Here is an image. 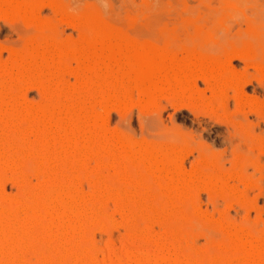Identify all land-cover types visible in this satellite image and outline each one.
Instances as JSON below:
<instances>
[{
  "label": "rangeland",
  "instance_id": "obj_1",
  "mask_svg": "<svg viewBox=\"0 0 264 264\" xmlns=\"http://www.w3.org/2000/svg\"><path fill=\"white\" fill-rule=\"evenodd\" d=\"M31 5H34L36 7L34 8L35 10L30 9ZM24 9L28 10L25 11ZM86 18L91 19L93 22L90 21L89 24V19ZM99 26H103L106 31L108 28L110 30V36L115 33L112 36L113 38H116V36V39L120 38L121 40L122 38L121 43H126L124 44L126 46H130L132 44L133 47L141 48V45L145 44V48L157 50L165 59L167 58V60H170L173 58L175 59V61L177 60V63L173 60L175 62V67L177 66L176 68L182 67L184 69H187L191 65L190 68L194 70L193 74L196 73L197 75L195 74L196 76H190L191 83H189L190 81H188V79L185 81V83H189L188 86L187 84H181L182 86L180 87V84L174 83L176 82L175 80H171V82L163 77L158 78L154 84L150 85L145 81H142V83L140 81L139 83V79L141 78L140 76H138L139 79L136 78V80L138 79L136 81L133 79V77L131 78L130 76L126 77L125 75V77H122V74L117 75L119 79L118 81H120L118 82L117 79L114 80V78L116 77V71H110L102 68V72L99 71V74H102V77H97L98 81L95 85H84L83 82L81 83V80H86L87 76L91 74L86 71H84L85 73L83 72L84 69L81 66L83 62L82 58H85L87 54H90L92 47L89 46V44H95L97 41L96 44L100 46V40L94 39L96 38ZM101 27L100 29L103 28ZM92 35H95V37H92ZM83 43L85 44V47H83ZM61 46L63 48L62 53H66V55H62V58V53L60 52L62 49L60 48ZM34 47L36 48L34 49ZM144 47L142 46V48ZM48 48H50V51ZM46 49L48 50L46 51ZM53 51L54 54H51V52ZM85 51L89 52L85 53ZM47 52H50L52 56L51 61L53 63H51L50 61L49 69L51 72L49 73L48 70V73H46L45 76H41L37 66L42 60L41 57L44 54H47ZM94 52L98 56H101L103 54V52L101 53V51H99L98 49ZM29 58H31L30 72H28L22 65L24 61L26 59L28 60ZM16 60L18 61L17 63ZM202 60H204L203 63ZM199 61L201 62L199 63ZM26 63L27 62H25L24 65L25 67ZM220 63L223 64L220 65ZM203 64L205 65V67H208H202L204 66ZM198 66L200 68H198ZM223 66L224 68H222ZM11 67H14L12 68L13 70H11ZM33 67H35L36 69ZM208 68L210 72L207 70ZM57 69L59 73L57 72ZM112 69L114 68L112 67ZM187 71L188 69L185 70V72ZM22 72L25 75L22 74ZM189 72L192 73L191 69L187 73L189 75H193ZM51 73H54V76L56 74V78H60H58L57 81H55L54 79V83H58V81L60 80L58 85L57 83H55V88H57L56 92L58 93V95L63 94L60 96L61 98L56 95L57 93L53 94V92H55L54 87L52 88V91L54 89V91L52 92L51 89H49V87L47 86L48 84L46 80L53 77V75L50 76ZM106 73H109L110 76ZM231 74L233 77L231 76ZM9 75L10 77H8ZM234 75L236 76V78ZM129 77L131 80L133 79L132 82L128 79ZM110 78L112 79L110 80ZM192 79H194V81ZM10 80H14L16 85H18V92L15 90L14 94H20V97L18 98L20 102H18V105L21 112H18V110L17 113H21V115H17L16 108L14 109V107L10 106L7 107V105L1 103L0 145H2L3 142L5 143L3 144V146L5 147L6 141L8 139L11 140L12 138L10 137L12 134H9L10 136H8L7 134L12 133L14 128H12L13 126L10 127L9 130L12 129V131L10 132L8 131L9 127L7 126L5 130L4 125L6 123H11L13 125V122L15 120V123L16 121L18 123L20 122V124H16L21 128V130L27 127V133H25V141L29 144H32L39 138L37 132L41 133V128L43 127V125L42 123H40V126V124L38 123L40 128L39 126L37 127L38 124L36 123V126L35 124H32L31 126V124H29V122L31 123V119L33 120L35 117L34 121H32L34 123L41 117L43 118V114L48 115L47 117H49L51 114L49 115L48 112L54 106H52V104H57L58 101L63 102V104H65V106L68 108H73L75 107V104L78 103V100L81 101L82 99V101H84L82 103L86 105L87 102V105L90 109L102 113L101 115L104 116V121L101 122L104 123L105 127H103V130H105L106 132L108 131V134L110 133L116 140L119 139V141L121 143H124V145L128 144L129 146L127 145V148L131 147V150L128 149L129 151L127 150V152L131 154L130 151L148 150L151 155L155 156V153H158L159 156V153L162 151L160 153L161 157L159 156V159L164 162L161 168H159L160 166L157 164L155 168H153L155 162H153V165L151 164L153 166L152 167L150 166L149 161L146 160L147 158L144 160L145 163H143L144 161H140L136 156V160L134 157V160L132 157L129 159V156L127 155V157L126 154V158L124 156H122V158L120 156L121 153L123 155V153H125L126 151L124 148V150L121 151L122 147L119 145L120 142H116L114 139L113 142H116V144L118 143L117 146L119 145V148H121L119 149V152L118 147L115 150H112V147L110 148V151L114 152H111V154H109L107 151L105 155H100L96 158L91 156L89 158V156L92 154L89 155L85 151V153L88 154V158L86 157L85 160H83V154L85 153L82 152V156L80 157H83L82 160L85 162L83 163L84 165L81 163V166L80 163H78V160L81 159L80 157H78L79 159L74 158L75 161L72 160L74 156V150H71L70 153V150H63L58 146L53 151H55L54 154L59 158V160V155L61 154V158H63L62 160L66 159L65 163H67L68 161L67 164H64L63 162V168H65L64 166L68 168H65L66 170L64 169V172L66 171L65 174L68 172V174L72 173L75 176L71 174L73 177H70L76 178L75 180L70 179L71 182L68 183L67 181H69L70 177L67 175L66 177L69 178H66V181L64 180L65 175H63L64 178L62 180L59 179V177L62 176L63 172L60 171L63 170L62 167H60V170H58L59 165L62 166L60 163V161L62 162V160L59 161L57 160V158V162L55 160L54 162L52 161L53 163L50 164L48 168V163L43 160L39 161L38 158H31V161L27 159L23 162L16 155L15 157L13 156V159V157L7 155L11 153V155H14L15 152L11 151L10 153L7 149L6 151L9 152L7 153L4 151L5 148L3 146L0 147V153L4 151L5 154L4 156L3 154H0V158L5 156L9 157H6L7 159L3 158V163L0 159V166L2 167V169H0V208L5 207L6 209H10L11 211H15L16 209H18L16 210V212L19 214V216L17 217H20L21 221L26 216L27 219L30 218L31 220H33L34 216L36 218L40 213L38 215L39 218L37 217L35 219L41 220L37 221V223H39L38 225H36L38 228L40 227V230L38 228L36 229L35 224L37 223L34 222L35 224L33 223V228L28 225V228L31 227L28 232L33 229L32 232L36 231V233H30V235L28 234L29 237L27 236V234L26 236L23 235L24 238L22 237L26 241L30 239V242L32 244L37 242L32 240L33 238H35V235H37L36 238L40 241H38V244H35V246L34 244H30V249L28 248L26 251H24L23 249V252L20 255H22V262L23 260L25 262H21L22 264H46L47 262L50 264L51 261V264H55V262L58 263L59 261L57 262V260L59 259H54L56 256L54 252L57 249L55 251L54 249L61 243L62 245H59V248L61 246V250H63L62 246L64 247L65 251H67L68 249L72 250L73 248L74 251H79L76 254L74 253L75 256H77L78 253L79 255H83V258L85 256V259H81L82 256L80 255V259L82 260L81 262H85L84 260L88 259L84 264H87L89 262H92L91 264H137L138 262L140 263V261V264H152L155 262H153L152 260L155 259L159 263H157L156 261V263L154 264H169V260H171V263L177 264V258L181 259L180 264H185V262L187 264L189 261H192L194 264H207L210 260L215 258L222 261V259L228 255L226 237H228L230 232L235 228L240 227L253 236L260 235V237L258 238H261L260 241H264V0H0V86L2 83L4 84ZM17 81H19L20 83ZM104 81H106L107 83H105ZM176 83H182V81ZM113 85H116V87ZM158 85L161 88L159 89V91V87L157 88ZM179 87L180 89H183V91L180 90ZM183 87L186 89H184ZM106 94L109 96H107ZM27 98L29 100H27ZM102 98L104 99L102 100ZM83 99H85L86 102ZM20 103H22L23 107ZM27 103L28 105L26 108L25 105ZM90 104L92 108L90 107ZM31 105H33V107ZM42 105H44V107ZM47 105L48 107H50V109H47ZM38 106L41 111L43 109L42 112L37 109ZM28 108H31L33 115L36 114L37 110V115L40 118L36 117V115L33 117L32 115L29 116V111L26 112L27 110H29ZM12 111L16 114L12 115ZM22 111H24L25 113H22ZM105 111L107 116L104 114ZM99 112L98 114H100ZM11 116L16 119H13ZM17 117L18 119L21 117V119H19L21 121H18ZM62 117L64 119L66 117L69 118L67 114H65V116L63 115ZM62 117V121L60 123L62 126L68 127H66V132L70 127H72V125V128L75 129L73 122V124L70 125V119L67 121L66 119L68 118H66L65 121ZM53 118L50 119L49 117L48 120L50 119V122L52 124H49V121H47V124H49L50 127L52 126L53 129L55 128L57 130L58 127L54 125L56 124L55 121L57 120H55L56 118L53 120ZM26 119L27 121H25ZM45 119H47L46 116H44L43 120ZM67 124H69L70 126ZM49 125H47V127ZM29 126L33 127L35 130L30 127L33 131L31 129V131H29ZM36 128H39L40 131ZM61 130H65V128L63 129L62 127ZM24 131L26 132V129ZM4 132H6V134ZM62 133L63 131L59 134H61V136H65L62 135ZM110 134L109 136L111 137ZM3 136H6L7 140ZM126 141L130 143H126ZM20 147L21 149H23V151L25 149V153L28 151L27 148H24L23 146ZM115 147L116 146L114 145V148ZM56 149H58L57 152ZM31 150L32 149H30V151ZM75 152L76 157V155H79V153L77 151ZM152 152L155 153L153 154ZM63 153L65 155H63ZM89 153H91V151ZM176 154L178 157L176 156ZM151 155L149 158H151ZM63 156L66 158H64ZM34 157L36 156L34 155ZM70 158L72 160L71 164L69 163V161L71 162ZM97 158L100 159L98 160ZM15 159L16 161H19L16 162ZM170 159H176V162L173 160L172 162L170 161ZM76 160L77 163L74 164ZM151 160L155 161L154 158H152ZM152 161L150 162L152 163ZM170 162L172 165L170 164ZM15 163L21 168H19V166H16ZM56 164L59 165L57 166ZM114 164L115 167H113ZM75 166L77 169L78 167L80 168L78 169V173ZM179 166L181 170L180 168L178 169ZM51 167L52 169L53 167L56 169H53L51 171ZM156 167H158L159 170H155L157 169ZM56 170L58 171L56 172ZM117 170H120V172L125 170L128 173L126 175L125 172L123 173L128 178V181L126 182L127 186L125 183H119V181H116V176L118 174ZM49 171H51L52 173ZM175 171H177V176H179H176L177 178L182 179V177L184 176L185 178H183V180L181 181H188V185L186 188L187 193L185 191V194L183 195L185 197L182 196V198H184L183 200L182 198H175V193L173 194V196L175 197H171L172 194L170 195V192L167 190L168 187L165 185V181L167 183L169 178L170 182L171 177L173 176L170 175L171 172L176 175ZM180 171H182L183 174L179 173ZM55 172L59 174L57 175ZM157 174L158 177L156 176ZM129 175H131L132 177L136 176L137 179L138 177H140L138 175H141L142 177L138 179V182L140 183H135L130 180ZM154 175L156 179H154ZM40 178L42 180L44 179V182ZM163 178L165 179V181ZM20 180H22L23 182ZM59 180L62 181V184L68 183V185H63V192L68 188H73L72 190L75 191L73 192V194L78 192L81 195V192L83 193L81 196L84 195L82 199H86V201L83 200L85 203L88 201H92V206L89 202L86 203L87 205L84 203L82 205V207L84 206L83 208L80 206L83 209L82 210L81 208H79V210L81 209L80 212L82 211V216L77 211L75 212L76 216H81V218L83 217L84 222L86 220L88 225H82V223L84 222H82V219H80L82 222L80 223V220L78 218L77 219L79 221L77 223L76 219V225H74L75 223H72V225L76 227H72L71 225V228L75 229L77 228L78 224H81L82 228L79 227L80 229H83L84 226L85 230H83L86 231L87 234L85 232L84 233L88 237L86 239L83 238L84 234L80 235L81 233H79L78 237L79 228L78 230L76 229V233L75 229L74 232L73 229L71 230V228L68 226L71 224V222L75 221V219H73V221L71 219L73 216V218H75V213H70L72 216L68 213L66 214L67 218H69L71 222L69 219L68 221H62V218L67 219L66 215L64 216L61 211L66 201L67 203L70 201L69 193H72V190L70 192L67 190L68 196L63 195V192H61L62 197L65 196L63 197L65 201L59 195V197H61V204H63V206H61L62 208L60 207L61 204L59 205L60 201H57L58 197H53L55 200L53 201L55 202V205L52 204L53 207L57 208L56 205L58 204L57 209H61L60 211L58 210V213H61H59L58 217H60V215L64 216L59 219V225L57 222L58 217H55L57 216L55 214L57 213L55 212V208H48V210L45 206L46 199L45 201H42L43 197H41V194H43V196H50L48 192H52L50 190H53L52 194H54L56 197V194L54 192L57 190V188H59V191H62L60 190L62 186L58 185ZM129 181H131V183H129ZM40 182H43L44 185ZM104 183H106L105 187ZM123 184H125L127 188ZM55 185L57 186L56 189ZM167 185L169 186L170 190V184ZM42 186L45 187L43 188ZM118 187H121L120 190H118ZM140 187L143 188L141 189ZM28 188H30L32 192H35L31 193ZM76 188L80 191L77 190L76 192ZM143 189H145V192L143 191ZM25 190H27L29 194L36 193L37 197L38 195L40 196L38 198L32 196V198H36L35 200L34 198H30V196L29 198H26L24 197L26 194ZM125 190L126 193L128 192L127 195L129 197V201L127 199L125 202L122 201V203L120 192L123 193L125 192ZM171 191L174 192L176 190L172 188ZM136 192L138 194H136ZM129 193L131 196L129 195ZM133 193H135L134 196H132ZM139 195L141 197H139ZM66 197L69 200L65 199ZM45 198H47V196ZM49 198L50 200L53 199L51 197ZM119 198L120 201H118ZM26 199L28 200V202ZM29 199L33 201V204L32 201H29ZM174 200L175 202H177L176 204ZM38 201L39 205H37ZM28 203L31 206L35 205V207L33 206L32 208H30L31 206ZM42 203H44V205ZM171 203H173L174 206ZM27 206L29 207V210L34 208L32 212L30 211L31 213L37 214L38 212V214L33 216L31 215V217L28 216V214L26 215V211L24 210ZM41 206L42 209H40ZM195 206L197 208H195ZM51 207L52 206H50V208ZM37 209H39L40 211ZM92 209L95 210V213L98 209H100L97 212L99 213L100 219H98L97 222L94 221V223H90L91 219L89 220V218L91 217L90 214L93 213L91 211ZM34 210L35 212H33ZM168 210L170 211V213ZM31 213H29V215ZM50 214H52V216ZM104 214L106 217L104 216ZM44 215L46 216V218ZM43 216L44 218H42ZM50 218L53 220H51ZM40 222L42 223L40 224ZM53 222L55 225L57 224L56 226H59V228L56 227ZM43 223L45 227L43 226ZM147 223L149 227L147 226ZM62 225L65 226L63 227ZM62 230H64L63 234ZM67 230L69 233L65 232ZM83 230H79V232H82ZM171 230H175V233L177 235L175 236V233H172ZM56 232L58 235H56ZM136 232H140V239L139 236L137 238L138 234ZM171 234L173 235V239H176L177 241H170L172 239H170V237L172 236ZM71 235L72 237H75L72 238ZM81 236H83V239L79 240ZM49 237L53 238V241L52 239L50 240ZM36 238L35 240H37ZM141 238H143L144 240ZM87 239L89 241L87 242L88 244H82V240L86 241ZM3 240L1 241L0 239V246L7 243L4 242L6 239L4 241ZM64 241L67 242L68 245L64 243ZM80 241L82 245L80 244ZM154 241L157 243H154ZM63 244H65V246ZM219 244L221 245L220 247H218ZM84 245L86 247H84ZM159 245H161L162 247ZM172 245L173 247H171ZM66 246L68 247V249H66ZM167 246L173 248L176 251H174L173 253V249H168ZM255 247L256 245L252 247L253 250H256ZM3 249L4 253L5 250H8L7 248L5 249V247H0V250ZM81 249L84 252L81 251ZM137 250H139L140 252ZM58 252L59 250L56 251V253ZM82 252L84 254H82ZM168 252L169 256L172 254H176L175 252H178V257L176 255H172V258L169 259V256L166 257L168 255ZM2 253H0L1 256ZM52 254H54L55 256L52 257ZM137 254H140L141 257ZM7 255L8 253H6L5 257H7ZM23 256L25 259L23 258ZM130 256H136V258L132 257L133 259H129ZM147 256L149 258L153 257V259L151 258L152 260L150 261V263H148L149 261L146 259ZM159 256H161L162 258ZM173 256L177 257L175 259L176 262ZM2 257L0 258V264H9L11 262L10 259H7L9 255L7 258H5L4 256ZM50 257L52 258L51 261ZM164 257H166V261L164 260ZM44 258H47L46 260L48 261H45ZM139 258H141V260H138ZM144 259H146L148 262L146 260L144 262ZM79 262L80 261H78V263ZM192 262L191 264H193Z\"/></svg>",
  "mask_w": 264,
  "mask_h": 264
},
{
  "label": "bare ground",
  "instance_id": "obj_2",
  "mask_svg": "<svg viewBox=\"0 0 264 264\" xmlns=\"http://www.w3.org/2000/svg\"><path fill=\"white\" fill-rule=\"evenodd\" d=\"M5 1V0H4ZM16 1V0H15ZM19 1V0H18ZM25 1H28V0H25ZM7 2H9V1H7ZM30 2V1H29ZM53 2V1H52ZM3 5V4H2ZM25 5V4H24ZM12 6V5H11ZM16 7V6H15ZM21 8V7H20ZM19 8V9H20ZM24 8V7H23ZM34 8H36L34 5H31L30 6V9H32V10H35ZM18 9V10H19ZM25 10V9H24ZM23 10V11H24ZM28 10V9H27ZM27 10H25V11H27ZM24 11V12H25ZM21 14V13H20ZM26 14V13H25ZM33 14V13H32ZM24 17V16H23ZM86 19H89V18H86ZM90 21H92L91 19H89L88 20V23L90 24ZM93 22V21H92ZM85 23H86V21H85ZM94 24H96V23H94ZM93 25V24H92ZM89 26H91V25H89ZM95 26V25H94ZM100 27L101 26H99L97 29H98V32H97V34H96V38H94V39H98V40H100L99 41V44H100V46H98L96 43H97V41H96V43L94 44L93 42V44H94V46H93V44L92 45H90L89 44V46H91L92 47V50L90 51V54L88 55L87 54V56H85V58H82V60H83V62H82V65L81 64H79V65H81L82 66V68L84 69L83 70V72L84 71H86V72H88L89 74H91V75H88L89 76V78H88V76H87V79L85 80L84 78V80L82 81L81 80V83L83 82V84L84 85H86V84H89V86H93V85H95L96 84V82L98 81V78H100V77H102L101 75L102 74H99V71H101V69L102 68H104V69H107V70H112V71H116V74H115V78H114V80L115 79H117V81L119 80L118 79V77H117V75L118 74H122L121 76L122 77H125V75H126V77L127 76H130L131 78L133 77V79L134 80H136V78H138L139 79V77L138 76H140L141 78L139 79V83H140V81H141V83H142V81L144 82H146V83H148V84H154L155 82H156V80L158 79V78H160V77H163V78H166V80H169V81H171V80H175L176 82H181L182 81V83H176V82H174L175 84H180V87L183 85V84H187V83H185V81L188 79V81H190V76L192 77V76H194L195 74H193V71L194 70H192V68H190L191 67V65H190V69H191V72L192 73H190V74H193V75H189L187 72L190 70L189 68H187L188 69V71L187 72H185V70H187V69H184V68H176L175 67V62L177 61H175V59H170V60H172V61H170V60H167V58L165 59L161 54H160V52H158L157 50H154V49H147V48H145L144 47V45H141V48H138V47H133V45L131 44L130 46H126V45H124V44H126V43H124V42H122L121 43V40H122V38H121V40H120V38L119 39H116L117 38V36H116V38H113L112 36L115 34H113V32H112V36H110V30L107 28V31L104 29V27L102 28V29H100ZM91 28V27H90ZM94 28V27H93ZM94 30H96V29H94ZM108 30H109V32H108ZM91 32V31H90ZM117 35V34H116ZM90 37H91V35H90ZM92 37H95V35L93 36L92 35ZM119 37V36H118ZM32 39V38H31ZM92 39V38H91ZM92 41H94V40H92ZM86 42V41H85ZM130 42V41H129ZM68 43V42H67ZM88 43V42H87ZM59 44V43H58ZM49 45H50V43H49ZM48 45V46H49ZM76 45V44H75ZM82 45H84L83 47H85V44L83 43ZM44 46V45H43ZM89 46H88V50H89ZM142 46L144 47V48H142ZM36 47H34V49H35ZM41 48H42V46H41ZM60 48H62V46L60 47ZM65 48V47H64ZM37 49H38V47H37ZM49 49V51H50V48H48ZM48 49H46V51L48 50ZM99 50V51H101V53L103 52V54L101 55V56H98V55H96V53L94 52L95 50ZM44 50V49H43ZM62 50H63V48L61 49V53H62ZM70 50V49H69ZM73 50V49H72ZM79 50V49H78ZM81 50H83V49H81ZM86 50H87V48H86ZM39 51V50H38ZM41 51V50H40ZM68 51V50H67ZM80 51V50H79ZM37 52V51H36ZM60 52H59V54H60ZM64 52V51H63ZM87 52H89V51H87ZM86 51H85V53H87ZM93 52V53H92ZM54 54V51L53 52H51V54ZM84 53V52H83ZM97 53H98V51H97ZM35 54V53H34ZM40 54V53H39ZM51 54H50V52L48 53L47 52V54H44L43 55V53H42V60L39 62V64H38V69H39V71H40V75L41 76H45V74L46 73H48V70L50 69V61L52 60V56H51ZM163 54V53H162ZM62 55H66V53H62L61 54V58H62ZM54 56V55H53ZM58 56H60V55H58ZM77 56V55H76ZM26 57V56H25ZM83 57V56H82ZM170 57V56H169ZM173 57V56H172ZM27 58V57H26ZM60 58V59H61ZM35 60V59H34ZM33 60V61H34ZM63 60V59H62ZM175 62H174V61ZM210 60V59H209ZM59 61V60H58ZM57 61V62H58ZM61 61V60H60ZM79 61V60H78ZM195 61V60H194ZM203 61L204 60H202V63H203ZM213 61V60H212ZM215 61V60H214ZM218 61V60H217ZM18 61L16 60V63H17ZM25 62H27L26 63V67L24 66L25 65ZM29 62V63H28ZM31 58H29L28 60L26 59L25 61H24V63L22 64L23 65V67L28 71V72H30V70H31ZM201 61H199V63H200ZM210 62V61H209ZM221 62V61H220ZM51 63H53L52 61H51ZM79 63V62H78ZM177 63V62H176ZM197 63V62H196ZM207 63V62H206ZM212 63V62H211ZM211 63H209V64H211ZM217 63H219V62H217ZM28 64V65H27ZM57 64V63H56ZM181 64V63H180ZM180 64H179V66H180ZM195 64V63H194ZM205 64V63H204ZM203 64V65H204ZM216 64V63H215ZM223 64V63H222ZM221 63H220V65H222ZM20 65V64H19ZM60 65V64H59ZM196 65V64H195ZM201 65V64H200ZM208 65V64H207ZM213 65V64H212ZM217 65V64H216ZM28 66H29V68H28ZM52 66H54V65H52ZM188 66V65H187ZM197 66V65H196ZM211 66V65H210ZM214 66V65H213ZM219 66V65H218ZM19 67H21V66H19ZM18 67V68H19ZM22 67V68H23ZM60 67V66H59ZM58 67V68H59ZM78 67V66H77ZM112 67L114 68V69H112ZM202 67H205V65L204 66H202ZM206 67H208V66H206ZM205 67V68H206ZM12 68H14V67H11V70H13ZM17 68V67H16ZM28 68V69H27ZM33 68H35V67H33ZM81 68V69H82ZM195 68V67H194ZM198 68H200L199 66H198ZM197 68V69H198ZM204 68V69H205ZM211 68V67H210ZM214 68V67H213ZM222 68H224V66L222 67ZM9 69V68H8ZM36 69V68H35ZM17 70V69H16ZM19 70V69H18ZM25 70V71H26ZM106 70V71H107ZM208 71H209V68L207 69ZM225 70V69H224ZM231 70V69H230ZM9 71V70H8ZM206 71V70H205ZM12 72V71H11ZM35 72H37V71H35ZM51 71L49 70V73H50ZM57 72H58V69H57ZM77 72V71H76ZM102 72V71H101ZM100 72V73H101ZM202 72H203V70H202ZM210 72V71H209ZM211 72H212V70H211ZM232 72V71H231ZM15 73H16V71H15ZM19 73V72H18ZM17 73V74H18ZM59 73V72H58ZM85 73V72H84ZM104 73V72H103ZM229 73V72H228ZM12 74V73H11ZM10 74V75H11ZM20 74H21V72H20ZM19 74V75H20ZM22 74H24L23 72H22ZM32 74H34V73H32ZM61 74V73H60ZM100 76H99V75ZM106 74H109V73H106ZM10 75L8 76V77H10ZM18 75V76H19ZM25 75V74H24ZM27 75V74H26ZM53 75V77H51L50 79H48V80H46V82H47V86L49 87V89H51V91H52V88L54 87L55 88V83H57V82H55L54 83V79H55V81H57L58 80V78H56L57 77V75L55 74V76H54V73H51V75L50 76H52ZM86 75V74H85ZM119 75V76H120ZM197 75V74H196ZM195 75V76H196ZM204 75H205V72H204ZM12 76V75H11ZM17 76V75H16ZM22 76V75H21ZM104 76V75H103ZM109 76H110V74H109ZM134 76H135V78H134ZM200 76V75H199ZM217 76V75H216ZM231 76H232V74H231ZM235 76V75H234ZM15 77V76H14ZM33 77V76H32ZM61 77V76H60ZM98 77V78H97ZM113 77H114V75H113ZM130 77L128 78L129 80H131L130 79ZM198 77V76H197ZM203 77H205V76H203ZM228 77V76H227ZM233 77V76H232ZM11 78H13V77H11ZM18 78V77H17ZM106 78V77H105ZM206 78H207V76H206ZM235 78H236V76H235ZM20 79V78H19ZM60 79V78H59ZM104 79V78H103ZM112 78H110V80H111ZM127 79V78H126ZM132 79V80H133ZM137 79V80H138ZM162 79V78H161ZM160 79V80H161ZM196 79V78H195ZM212 79V78H211ZM240 79H242V78H240ZM40 80V79H39ZM44 80V79H43ZM120 80H121V78H120ZM132 80H131V82H132ZM136 80V81H137ZM193 81H194V79H192ZM205 80V79H204ZM207 80H208V78H207ZM238 80V79H237ZM236 80V81H237ZM4 81V80H3ZM21 81V80H20ZM45 81V80H44ZM103 81V80H102ZM116 81V82H117ZM168 81V82H169ZM183 81H184V83H183ZM187 81V82H188ZM192 81V82H193ZM235 81V82H236ZM17 82H19V81H17ZM59 82H60V80L58 81V83H57V85L59 84ZM61 82H63V81H61ZM105 83H107L106 81H104ZM118 82H120V81H118ZM162 82V81H161ZM161 82H160V84H161ZM172 82V81H171ZM208 82V81H207ZM2 83V82H1ZM20 83V82H19ZM44 83V82H43ZM137 83V82H136ZM189 83H191V81L189 82ZM188 83V84H189ZM241 83H242V81H241ZM3 84V83H2ZM1 84V86H0V105H1V103L2 104H4V105H7V107L8 106H10V107H14V109L16 108V113H17V111L19 110V103L18 102H20V100L18 99L20 96V94L19 95H16V93L14 94V92H15V90L18 92V85H16V83H15V81L14 80H10V81H8V82H6V83H4L3 85ZM100 84V83H99ZM98 84V85H99ZM104 84V83H103ZM111 84V83H110ZM123 84V83H122ZM131 84V83H130ZM144 84V83H143ZM163 84H165V83H163ZM169 84V83H168ZM182 84V85H181ZM188 84H187V86H188ZM227 84V83H226ZM43 85V84H42ZM41 85V86H42ZM101 85V84H100ZM108 85V84H107ZM116 85H117V83H116ZM116 85H113V86H115L116 87ZM124 85V84H123ZM122 85V86H123ZM137 85V84H136ZM149 85V86H150ZM191 85V84H190ZM212 85V84H211ZM64 86V85H63ZM109 86V85H108ZM142 86V85H141ZM155 86H156V84H155ZM168 86V85H167ZM179 86V85H178ZM56 87H58V86H56ZM114 87V88H115ZM124 87V86H123ZM127 87V86H126ZM144 87V86H143ZM159 87V85L157 86V88ZM180 87H179V89H180ZM70 88V87H69ZM107 88V87H106ZM119 88V87H118ZM145 88V87H144ZM155 88V87H154ZM184 88V87H183ZM191 88V87H190ZM57 88H55V92H53L54 91V89H53V94L54 93H57L56 90ZM59 89V88H58ZM89 89V88H88ZM92 89V88H91ZM109 89H111V88H109ZM146 89V88H145ZM159 89H161L160 87L158 88V91H159ZM179 89H177V90H179ZM184 89H186V88H184ZM21 90V89H20ZM20 90H19V92H20ZM70 90V89H69ZM180 90H182L183 91V89H180ZM219 90H220V88H219ZM50 91V92H51ZM61 91V90H60ZM59 91V92H60ZM76 91V90H75ZM149 91V90H148ZM190 91V90H189ZM215 91V90H214ZM47 92V91H46ZM66 92V91H65ZM95 92H96V90H95ZM123 92V91H122ZM126 92V91H125ZM151 92V91H150ZM149 92V93H150ZM68 93V92H67ZM72 93V92H71ZM175 93V92H174ZM179 93V92H178ZM18 94V93H17ZM22 94V93H21ZM81 94V93H80ZM118 94V93H117ZM152 94V93H151ZM57 96H61V95H63V94H60V95H58V93L56 94ZM65 95V94H64ZM107 95V94H106ZM156 95V94H155ZM107 96H109V95H107ZM107 96H106V98H107ZM112 96V95H111ZM126 96V95H125ZM22 97V96H21ZM92 97V96H91ZM179 97V96H178ZM61 98V97H60ZM109 98V97H108ZM47 99V98H46ZM54 99V98H53ZM104 98H102V100H103ZM25 100V99H24ZM27 100H29L28 98H27ZM58 100H59V98H58ZM70 100V99H69ZM73 100V99H72ZM75 100V99H74ZM83 100H85V99H83ZM110 100V99H109ZM22 101H23V99H22ZM26 101V100H25ZM88 101V100H87ZM89 101H91V100H89ZM95 101V100H94ZM72 102V101H71ZM74 102V101H73ZM82 102H84V101H82V99H81V101H79L78 100V103H76L75 104V107H66L65 106V104H63V102H60V101H58V103L57 104H52V106H53V108L52 109H50V107H48V105H47V109H50V111L49 110H47V111H49L48 112V114L50 115L49 117H50V119H52L53 117H55V118H53V120L55 119V120H57V121H55L56 122V124H54V125H56L57 127H58V129L56 130L55 128L53 129L52 128V126L50 127V125L49 124H52L51 122H50V119L48 120V118L49 117H47L48 115H45V114H43L44 116H46V118L47 119H45V120H43V118H44V116H43V118L41 119L38 115H37V110H36V114H34L33 115V112H32V110H31V108H28L29 110H25L26 112H28V114H30L29 116H31L32 115V117L33 116H35L36 115V117H38V118H40V119H38V120H36L34 123L32 122V121H34V119H35V117H34V119L32 120H30V118H29V120L31 121V123L29 122V124H31V126H32V124H40V123H42V125H43V127L41 128V133L40 132H37L36 134L37 135H39V138L37 139V141L36 142H34V143H32V144H29L28 142H26L25 140V133H27V127L25 128L26 129V132L24 131L25 129H23V130H21V128L20 127H18V125L16 124V123H18L17 121H16V123H15V120H14V122H13V125L11 124V123H6L5 124V122H4V127H5V130H6V128H7V126L9 127L8 128V131H12V129L11 130H9L10 129V127H12V128H14L13 129V132L12 133H8L7 135L8 136H10L9 134H12L10 137H12L13 138V140H12V138H11V140H7L6 138L8 137L7 135V137L5 136H3L7 141H6V145H5V147L3 146V144H5V143H3L2 142V145H0V147H4L3 149H4V151L5 152H7L6 150L8 149L9 150V152L11 153V151L12 152H15V154L14 155H11V154H8L7 156H11V157H15L16 155H17V157L18 158H20L21 159V161H25V160H27V159H33V158H38V160L39 161H41V160H43V161H45V162H47L48 164H47V167L49 168V165L50 164H52L53 162H54V160L57 162V160H59V158L54 154V152L55 151H53V150H55V148L56 147H58L59 146V148L60 149H63V150H70V153H71V150H74V156H73V158H72V160H74V158L75 159H79L78 157H80V156H82V152H84L85 153V151L90 155V154H92V155H90L89 156V158L92 156V157H94V158H96V157H99L100 155H105V153H107V151H108V153L109 154H111V152L113 153L114 151H110V148H112V150L114 149H116L117 147H118V152H119V149H121V148H119V145L122 147V149H121V151L122 150H124L125 149V151L127 152V150L129 149V150H131L130 148H127V145L125 144L124 145V143H121L120 141H119V139L118 140H116L110 133V135H111V137L109 136V134L105 131V130H103L105 127H104V123H102L101 121H104V116H102L101 114L102 113H100L99 111V113L100 114H98V112H96V110L94 111V110H92V109H90L89 107H88V105H87V102H86V100H85V102H86V105L84 104V103H82ZM26 103V102H25ZM45 103V102H44ZM52 103V102H51ZM62 103V104H61ZM93 103H95V102H93ZM21 104V106H22V103H20ZM27 105H28V103L25 105L26 106V108H27ZM51 105V104H50ZM68 105V104H67ZM32 107H33V105H31ZM31 106H29V107H31ZM43 107H44V105H42ZM46 106V105H45ZM95 106V105H94ZM23 107V106H22ZM41 107V106H40ZM90 107L92 108V106H91V104H90ZM25 108V107H24ZM25 108V109H26ZM36 108V107H35ZM42 108V107H41ZM14 109H13V111H14ZM20 109H22V108H20ZM37 109H39V106H38V108ZM96 109V108H95ZM4 110H6V109H4ZM30 110H31V112H30ZM45 110V109H44ZM12 111V115L13 114H16V113H14ZM39 111H41L40 109H39ZM42 111H43V109H42ZM41 111V112H42ZM46 111V110H45ZM44 111V112H45ZM11 112V111H10ZM9 112V113H10ZM18 112H21L20 110L18 111ZM24 111H22V113H23ZM25 113V112H24ZM27 114V113H26ZM65 114H67L68 116H69V118L68 117H66V118H68V119H66L67 121L69 120L70 121V125H72L73 123H74V128L75 129H73L72 127H73V125H72V127H70L69 128V130L66 132V127H64V126H62L61 125V121H62V119H61V117L64 115L65 116ZM104 114L107 116V114H106V111L104 112ZM109 114V113H108ZM17 115H21V113H17ZM16 115V116H17ZM28 116V115H27ZM28 116V117H29ZM2 117V116H1ZM12 117V116H11ZM25 117V116H24ZM28 117H26V118H28ZM13 118V117H12ZM63 118V117H62ZM101 118V119H100ZM13 119H16V118H13ZM17 119H18V117H17ZM19 119H21V117L19 118ZM18 119V121H21V120H19ZM37 119V118H36ZM61 119V120H60ZM64 119V118H63ZM64 119V120H65ZM108 119V118H107ZM22 120H24V119H22ZM65 120V121H66ZM72 120V121H71ZM7 121V120H6ZM25 121H27V119L25 120ZM47 121H49L48 123L49 124H47ZM9 122H10V120H9ZM54 122V121H53ZM73 122V123H72ZM2 123H3V121H2ZM66 123V122H65ZM10 124H11V126H10ZM18 124H20V122L18 123ZM36 124H35V126H36ZM39 124L37 125V127L39 126ZM69 124H67V125H69ZM28 125V124H27ZM47 125H49L48 127H47ZM64 125V124H63ZM69 125V126H70ZM20 126V125H19ZM31 126H29V131H31L32 129L31 128H33V127H31ZM34 126V125H33ZM40 126H41V124H40ZM40 126H39V128H40ZM31 127V128H30ZM63 127V129L65 128V130H61V128ZM104 127V128H103ZM39 128H36L37 130L39 129ZM50 128V129H49ZM51 128H52V130H51ZM60 128V129H59ZM68 128V127H67ZM1 129V128H0ZM18 130V132H17V130ZM31 129V130H30ZM73 129V130H72ZM15 130H16V132H15ZM33 130H35L34 128H33ZM32 130V131H33ZM36 130V131H37ZM60 130V131H59ZM70 130H72V131H70ZM3 131V130H2ZM8 131H6V132H8ZM39 131H40V129H39ZM63 131V133H62V135H65V136H61V134H59L60 132H62ZM6 132H4L5 134H6ZM15 132V133H14ZM66 132V133H65ZM72 132V133H71ZM35 134V133H34ZM27 135V134H26ZM38 137V136H37ZM65 137V138H64ZM1 138V137H0ZM113 140H112V139ZM5 139H4V141H5ZM114 139H115V141L116 142H120L119 143V145L117 146V144H116V142L114 143L113 141H114ZM3 140V139H2ZM122 141V140H121ZM123 142V141H122ZM126 143H130V142H127L126 141ZM146 143V142H145ZM122 144H123V146H125V147H123L122 146ZM114 145L116 146L115 148H114ZM20 146H23L24 148H27L28 149V151H27V149H26V153L24 152L25 151V149H24V151H23V149H21V147ZM129 146V145H128ZM147 146V145H146ZM145 146V147H146ZM141 147V146H140ZM144 147V146H143ZM156 147V146H155ZM32 149L31 151H30V149ZM34 148V149H33ZM36 148V149H35ZM124 148V149H123ZM2 149V150H3ZM147 149V148H146ZM145 149V150H146ZM149 149V148H148ZM162 149V148H161ZM38 150V151H37ZM128 150V151H129ZM151 150V149H150ZM149 150V151H150ZM155 150H156V148H155ZM160 150V149H159ZM163 150V149H162ZM4 151H2V153H0V154H3V156L5 155L4 154ZM58 151V149H56V152ZM75 151H77L78 153H79V155L77 154L76 155V157H75V154H76V152ZM91 151V153H89V152ZM117 151V150H116ZM158 151V150H157ZM168 151V150H167ZM173 151V150H172ZM1 152V151H0ZM9 152H7V153H9ZM29 152V153H28ZM31 152V153H30ZM33 152H34V154H33ZM36 152V153H35ZM59 152H62V151H59ZM64 152H66V151H64ZM123 153V155H122V153H121V157L122 156H124L125 157V154H126V156L130 159L131 157L133 158H135V156L140 160V161H144L146 158V160L147 161H149V163H150V166H152L153 165V162H155L154 164L155 165H153L152 167L153 168H155V166H156V164L157 165H159L158 167L159 168H161V166H162V164L164 163V162H162L161 161V159H159V156H160V153L162 152H160L159 153V156H158V153H155V152H152L153 154L155 153V156H153V155H151V153L150 152H148V150H146V151H130L131 152V154L129 153V152H127V153ZM169 152V151H168ZM6 153V154H7ZM87 153H85V154H83L84 156V159H83V157H80L81 159H79L78 161V163H80V165H81V163L83 164L85 161H83V160H85V158L88 156V154ZM116 153V152H115ZM60 154V153H59ZM81 154V155H80ZM87 154V155H86ZM108 154V155H109ZM151 155V158H149L150 157V155ZM34 155L36 156V157H34ZM63 155H65L64 153H63ZM118 155V156H119ZM134 155V156H133ZM148 155H149V157H148ZM162 155V154H161ZM167 155V154H166ZM173 155V154H172ZM172 155H171V157H172ZM7 156H5V157H2V158H0L1 159V162L3 163V161H2V159L3 158H5V159H7V158H9V157H7ZM60 156V160H62L63 158H61V154L59 155ZM153 156V157H152ZM164 156V155H163ZM175 156V155H174ZM173 156V157H174ZM176 156H177V154H176ZM7 157V158H6ZM10 157V158H11ZM14 157H13V159H14ZM56 157V158H55ZM64 157V156H63ZM161 157V156H160ZM178 157V156H177ZM40 158V159H39ZM58 158V159H57ZM64 158H66V157H64ZM69 158V157H68ZM88 158V157H87ZM109 158V157H108ZM123 158V157H122ZM126 158V157H125ZM134 158H133V160H134ZM152 158H154V160L155 161H152L151 159ZM165 158V157H164ZM167 158V157H166ZM169 158H170V153H169ZM168 158V159H169ZM57 159V160H56ZM83 159V160H82ZM98 159V158H97ZM100 159V158H99ZM98 159V160H99ZM102 159H103V156H102ZM150 159V160H149ZM9 160V159H8ZM59 160V161H60ZM67 160H69V159H67ZM70 160H71V158H70ZM72 160H71V162L69 161V163L71 164L72 163ZM128 160V159H127ZM135 160H136V158H135ZM162 160H163V158H162ZM173 159H170V161H172ZM12 161V160H11ZM14 161V160H13ZM15 161H16V159H15ZM14 161V162H15ZM19 161V160H18ZM18 161H16V162H18ZM31 161V160H30ZM34 161V160H33ZM42 161V162H43ZM53 161V162H52ZM75 161V160H74ZM81 161V162H80ZM83 161V162H82ZM93 161V160H92ZM150 161H152V163L150 162ZM167 161H169V160H167ZM173 161H175L176 162V159L175 160H173ZM172 161V162H173ZM51 162V163H50ZM63 162H64V164H67L68 163V161H67V163H65L66 162V159H64V160H62V162L60 161V163H61V165L62 166H60L59 164V169L58 170H60V167H62V169L63 170H60L61 172H62V176L63 175H65V181H66V175L67 176H72V175H74V174H72V173H70V174H68V173H66L65 174V172H64V169L66 168V166H64L65 168H63ZM139 162V161H138ZM179 162V161H178ZM75 163H77V160H76V162H74V164ZM143 163H145V161L143 162ZM7 164H8V162H7ZM16 164V163H15ZM20 164V163H19ZM22 164V163H21ZM131 164V163H130ZM152 164V165H151ZM168 164V163H167ZM166 164V165H167ZM170 164H171V162H170ZM23 165H24V163H23ZM57 165V164H56ZM57 165V166H58ZM79 165V166H80ZM84 165V164H83ZM86 165H87V163H86ZM104 165H106V164H104ZM110 165H112V164H110ZM139 165V164H138ZM138 165H136V166H138ZM146 165V164H145ZM172 165V164H171ZM178 165H181V164H178ZM15 166V165H14ZM16 166H19V165H17L16 164ZM22 166V165H21ZM44 166H46V165H44ZM56 166V167H57ZM82 166V165H81ZM99 166V165H98ZM97 166V167H98ZM134 166V165H133ZM150 166H149V168H150ZM4 167V166H3ZM23 167V166H22ZM73 167H74V165H73ZM78 167V166H77ZM113 167H115V164H114V166ZM126 167V166H125ZM158 167H156L157 169H155V170H159V168ZM6 168H8V167H6ZM10 168V167H9ZM19 168H21L20 166H19ZM75 168H76V166H75ZM96 168V167H95ZM140 168V167H139ZM148 168V167H147ZM164 168V167H163ZM180 168V166L178 167V169ZM0 169H2V167L0 166ZM39 169V168H38ZM53 169H56V168H54L53 167ZM52 169V167H51V171L53 170ZM66 169H68V168H66ZM65 169V170H66ZM74 169V168H73ZM77 169V168H76ZM78 169H80L79 167H78ZM78 169H77V173H78ZM91 169V168H90ZM165 169V168H164ZM166 169H167V166H166ZM175 169V168H174ZM22 170V169H21ZM45 170V169H44ZM43 170V171H44ZM49 170V169H48ZM58 170H56V172L58 171ZM121 170V169H120ZM120 170L118 171V174H117V176H116V181H119V183L120 182H122V183H125L126 184V182L128 181V178L125 176L126 174H128L125 170L124 171H121L120 172ZM180 170H181V168H180ZM51 171H49V172H51ZM59 171V172H60ZM73 171V170H72ZM71 171V172H72ZM74 171H76V170H74ZM97 171V170H96ZM116 171V170H115ZM114 171V172H115ZM153 171V170H152ZM168 171V170H167ZM166 171V172H167ZM172 171V170H171ZM20 172H22V171H20ZM40 172V171H39ZM55 172V173H56ZM125 172V175L123 174ZM141 172V171H140ZM170 172V171H169ZM176 173V175H174L173 174V172H171L170 173V175H173L172 177H171V180H170V182H169V178H168V182L166 183V181H165V179H164V181H165V185L168 187L167 188V190L170 192V195H171V197L173 196V194L176 196H173V197H175V198H177V199H181L182 198V196L185 194V191H186V188H187V185H188V181L187 182H183V181H181V180H183V178H185L184 176L182 177V179H180V178H177V177H179V176H177V171H175ZM52 173V172H51ZM54 173V172H53ZM64 173V174H63ZM100 173V172H99ZM137 173V172H136ZM136 173H135V175H136ZM142 173V172H141ZM140 173V174H141ZM153 173H155V172H153ZM152 173V174H153ZM168 173V172H167ZM166 173V174H167ZM179 173H182V171H180ZM179 173H178V175H179ZM209 173V172H208ZM57 174V173H56ZM55 174V175H56ZM59 174V173H58ZM57 174V175H58ZM72 174V175H71ZM93 174V173H92ZM101 174V173H100ZM130 174V173H129ZM138 174V173H137ZM148 174V173H147ZM162 174V173H161ZM164 174V173H163ZM183 174V173H182ZM38 175V174H37ZM45 175V174H44ZM48 175V174H47ZM49 175H50V173H49ZM53 175V174H52ZM56 175V176H57ZM76 175H78V174H76ZM87 175V174H86ZM105 175V174H104ZM110 175V174H109ZM132 175V174H131ZM131 175H129V178H130V180H132L133 182H135V183H137L139 180L138 179H140V177H142L141 175H138V176H140V177H138V179L136 178V176L135 177H132ZM143 175H144V173H143ZM159 175H160V172H159ZM22 176V175H21ZM60 176H61V173H60ZM59 177V179H63L64 178V176L63 177ZM75 176V175H74ZM128 176V175H127ZM132 178H131V177ZM157 177H158V174L156 175ZM166 176V175H165ZM177 176V177H176ZM203 176H205V175H203ZM23 177V176H22ZM44 177V176H43ZM42 177V178H43ZM48 177V176H47ZM54 177V176H53ZM68 177V178H69ZM73 177V176H72ZM72 177H70L69 178V181H67L68 183L69 182H71L70 181V179H73V180H75L76 178H72ZM77 177V176H76ZM95 177V176H94ZM160 177V176H159ZM170 177V176H169ZM180 177H181V175H180ZM21 178V177H20ZM24 178V177H23ZM67 178V179H68ZM78 178V177H77ZM152 178V177H151ZM165 178H167V177H165ZM191 178V177H190ZM41 179V178H40ZM48 179V178H47ZM127 179V180H126ZM154 179H156L155 178V175H154ZM194 179V178H193ZM219 179H220V177H219ZM218 179V180H219ZM42 180V179H41ZM44 180V179H43ZM42 180V181H43ZM49 180H51V179H49ZM61 180H59V186H62V188L60 189V190H62V191H59V188H57V186L55 187V189L57 188V192L55 191L54 193L56 194V197H55V195L54 194H52V192H53V190H50V191H52V192H48L49 193V195L50 196H48V195H46L47 196V198H45L46 196H43V194H41V197H43L42 198V201H45V199H46V203H47V205L49 204V203H51V204H49L48 206L46 205V203H45V206H46V208L48 209H54L55 207H53V205L52 204H54L55 205V202H53V201H55L54 200V198H57L58 197V202H59V205L62 203L61 202V197H62V195H61V192H63V189H64V184H62V181ZM73 180H72V182H73ZM191 180V179H190ZM199 180V179H198ZM211 180V179H210ZM20 181H22V180H20ZM27 181H29V180H27ZM60 181H61V183H60ZM95 181V180H94ZM101 181V180H100ZM159 181V180H158ZM23 182V181H22ZM25 182V181H24ZM44 182V181H43ZM43 182H40V183H42L43 185H44V183ZM160 182V181H159ZM203 182V181H202ZM223 182V181H222ZM19 183V182H18ZM29 183V182H28ZM39 183V184H40ZM50 183H51V181H50ZM58 183V182H57ZM68 183H66L65 185H68ZM95 183V182H94ZM129 183H131V181H129ZM129 183H128V185H129ZM138 183H140V182H138ZM141 183H143V182H141ZM162 183V182H161ZM160 183V184H161ZM215 183V182H214ZM225 183V182H224ZM41 184V185H42ZM61 184V185H60ZM73 184V183H72ZM105 185H104V187L106 186V183H104ZM125 184H123L124 186H125ZM167 184H170V190H169V186L167 185ZM31 185V184H30ZM54 185V184H53ZM132 185V184H131ZM131 185H130V187H131ZM139 185V184H138ZM141 185V184H140ZM164 185V186H165ZM22 186V185H21ZM34 186H35V184H34ZM47 186V185H46ZM74 186V185H73ZM101 186H102V184H101ZM126 186H127V184H126ZM125 186V187H126ZM163 186V187H164ZM171 186H172V188H174L176 191H171L172 190V188H171ZM224 186V185H223ZM24 187V186H23ZM27 187V186H26ZM29 187V186H28ZM30 187H32V186H30ZM41 187V186H40ZM43 188L45 187V186H42ZM54 187V186H53ZM53 187H51V188H53ZM68 187V186H67ZM78 187V186H77ZM103 187V188H104ZM124 187V188H125ZM144 187V186H143ZM142 187V188H143ZM146 187V186H145ZM148 187V186H147ZM158 187V186H157ZM162 187V188H163ZM192 187V186H191ZM196 187V186H195ZM215 187V186H214ZM36 188V187H35ZM39 188V187H38ZM66 188V187H65ZM119 189L118 190H120V188L121 187H118ZM127 188V187H126ZM141 188V187H140ZM141 188V189H142ZM165 188V187H164ZM212 188V187H211ZM29 190H30V188H28ZM41 189V188H40ZM46 189V188H45ZM67 189V188H66ZM73 188H71V189H67L69 192L72 190ZM102 189V188H101ZM100 189V190H101ZM106 189V188H105ZM117 189V188H116ZM130 189V188H129ZM34 190V189H33ZM67 190H65V191H67ZM76 190V192H77V190L78 191H80L79 189H75ZM107 190V189H106ZM123 190V189H122ZM135 190V189H134ZM133 190V191H134ZM164 190V189H163ZM166 190V189H165ZM31 191V190H30ZM63 192V195H65V196H68V191L67 192ZM114 191V190H113ZM132 191V192H133ZM143 191L145 192V189H143ZM25 192H26V194H25V196L24 197H28L29 198V196H30V198H32V196H34V197H37V194H36V196H35V194H31V193H34V192H32L31 191V193L29 194V192L27 191V190H25ZM73 192H75L74 190H72V193L70 192L69 193V198H70V201L67 203V201H66V203L64 202L65 200H64V198L63 197H65V196H63L62 198H63V202L66 204V206H65V204H64V206H63V204H61L60 205V207L61 206H63V208H62V211H61V213H63V215L65 216L67 213L68 214H74L76 211L78 212V213H80V215H81V212H80V210L84 207H82V205L85 203L84 201H86V199H82L83 198V196H81L83 193L81 192V195H80V193H74L73 194ZM120 192V191H119ZM171 192H173V193H171ZM27 193H28V196H27ZM38 193V192H37ZM40 193V192H39ZM43 193V192H42ZM46 193V192H45ZM44 193V194H45ZM67 193V194H66ZM101 193H103V192H101ZM108 193V192H107ZM117 193V192H116ZM121 193V197L120 198H122V200H121V202L122 201H126L127 199H128V201H129V197H128V192L126 193V190H125V192H120ZM119 193V194H120ZM148 193V192H147ZM186 193H187V191H186ZM47 194V193H46ZM118 194V193H117ZM134 194L135 193H133V195L132 196H134ZM136 194H138L137 192H136ZM59 195L61 196V197H59ZM129 195H130V193H129ZM144 195V194H143ZM146 195V194H145ZM161 195H163V194H161ZM167 195V194H166ZM191 195V194H190ZM189 195V196H190ZM40 195H38V197H39ZM72 196V197H71ZM106 196V195H105ZM123 196V197H122ZM131 196V195H130ZM148 196V195H147ZM33 197V198H34ZM37 197V198H38ZM41 197H40V200H41ZM49 197H51V198H53V199H51L50 200V198ZM93 197V196H92ZM139 197H141L140 195H139ZM153 197H154V195H153ZM183 197H185V196H183ZM191 197V196H190ZM32 198V199H33ZM120 198H119V200L118 201H120ZM36 198H34V200H35ZM60 199V200H59ZM65 199H67V200H69L67 197L65 198ZM89 199V198H88ZM98 199V198H97ZM101 199V198H100ZM104 199V198H103ZM115 199V198H114ZM143 199V198H142ZM145 199V198H144ZM184 198H182V200H183ZM186 199V198H185ZM24 200V199H23ZM27 200V199H26ZM48 200V201H47ZM84 200V201H83ZM102 200V199H101ZM133 200H134V198H133ZM137 200V199H136ZM172 200V199H171ZM170 200V201H171ZM25 201V200H24ZM29 201H32V200H30L29 199ZM57 201H56V204H57ZM99 201V200H98ZM116 201V200H115ZM165 201V200H164ZM173 201V200H172ZM171 201V202H172ZM22 202V201H21ZM27 202H28V200H27ZM35 202V201H34ZM89 202V201H88ZM88 202H86V203H88ZM92 202V201H91ZM91 202H89L90 204H91ZM94 202V201H93ZM120 202V203H121ZM135 202V201H134ZM145 202V201H144ZM167 202H168V200H167ZM174 202H175V200H174ZM85 203V204H86ZM101 203V202H100ZM123 203V202H122ZM133 203V202H132ZM152 203V202H151ZM159 203V202H158ZM170 203V202H169ZM177 202H175V204H176ZM19 204H21V203H19ZM29 204V203H28ZM32 204H33V201H32ZM34 204H37V203H34ZM41 204V203H40ZM43 205H44V203H42ZM102 204H103V202H102ZM171 204H173V203H171ZM182 204V203H181ZM30 205V204H29ZM28 205V206H29ZM37 205H39V201H38V204ZM42 205V206H43ZM87 205V204H86ZM99 205V204H98ZM127 205V204H126ZM134 205H135V203H134ZM148 205V204H147ZM193 205V204H192ZM26 207V209L24 210V211H26V215L28 214V216H30L31 217V215L33 216V215H37L38 214V212H37V214H34V213H31L32 212V210L34 209H30L29 210V207ZM31 206V205H30ZM34 207H35V205H33ZM33 206H31L30 208H32ZM42 206H41V208L40 209H42ZM50 206H52L51 208H50ZM57 206V208H58V204L56 205ZM82 208H81V207ZM91 206H92V204H91ZM100 206H101V204H100ZM103 206V205H102ZM167 206V205H166ZM173 206H174V204H173ZM180 206V205H179ZM178 206V207H179ZM182 206V205H181ZM98 207V206H97ZM152 207V206H151ZM2 208H4V209H2ZM2 208H0L1 210H0V234H1V241L3 240L4 242H7V243H5V244H3V245H1L0 247H5V249L7 248L8 250L6 251L5 250V253H4V249L3 250H0V253H2V256H6V253H8V255H9V257H8V255H7V257H5V258H7L8 260L10 259V263H13V264H22L23 262H25L24 260H23V262H22V259H21V256L22 255H20L22 252H23V249H24V251H26L28 248H29V246H30V244H31V242H30V239L29 240H24L23 238H24V236L23 235H25L26 236V234H27V236L29 237V235H30V233H36V231H34V232H32V230H30L29 232H28V230L29 229H31V227L33 228V223L34 222H36L37 223V221H41V220H39V219H37V220H35L37 217H38V215L40 214H38L37 215V217L35 218V216H34V218H33V220H31L30 218V220L29 219H27L26 217V219L25 218H23V220L21 221L20 219V217H17V216H19V214L16 212V210H18V209H14L15 211H11L10 209H6L5 207H2ZM27 208H28V210H27ZM57 208H55V212H57V213H55L57 216H55V217H58L59 216V213H58V210L59 209H57ZM79 208H81L80 210H79ZM90 208V207H89ZM195 208H197L196 206H195ZM43 209H45V208H43ZM48 209V210H49ZM87 209H88V207H87ZM95 209V208H94ZM128 209V208H127ZM176 209V208H175ZM10 210V211H9ZM36 210V209H35ZM35 210L33 211V212H35ZM37 210H39V209H37ZM47 210V211H48ZM61 210V209H60ZM59 210V211H60ZM63 210H65V211H63ZM83 210V209H82ZM97 210V209H96ZM98 210H100V209H98ZM98 210H97V212H98ZM124 210V209H123ZM31 211V212H30ZM40 211V210H39ZM52 211V210H51ZM87 211V210H86ZM90 211V210H89ZM93 213L92 214H90V212H89V214H90V218H89V220H90V223L92 222V223H94V221L95 222H97V220L98 219H100L99 218V213H95V210H91ZM110 211V210H109ZM169 211V210H168ZM16 212V213H15ZM23 212V211H22ZM27 212H29V213H31L30 215H29V213H27ZM172 212V211H171ZM25 213V212H24ZM44 213V212H43ZM42 213V214H43ZM52 213V212H51ZM60 213V214H61ZM77 213V214H78ZM146 213V212H145ZM169 213H170V211H169ZM45 214V213H44ZM47 214V213H46ZM70 214V215H71ZM138 214V213H137ZM168 214V213H167ZM187 214V213H186ZM185 214V215H186ZM51 216H52V214H50ZM62 215V216H63ZM79 215V214H78ZM132 215V214H131ZM153 215V214H152ZM160 215V214H159ZM23 216V215H22ZM45 216V215H44ZM44 216L42 217V218H44ZM61 215H60V217H58V220H57V222H58V225H59V219L62 217ZM63 216V217H64ZM69 216V215H68ZM72 216V215H71ZM82 216V215H81ZM81 216L80 217H77L76 216V213H75V218H71L70 216V218L72 219V221H73V219H75V221H73V222H71V220L69 219V218H67V215H66V218L67 219H64V218H62L63 220V222H64V220H66V221H68V219L70 220V222H71V224L70 225H68L70 228H71V225H72V223L74 224L75 222H76V219L78 218L79 220L80 219H82V222H84V219H83V217L81 218ZM104 216H105V214H104ZM50 217V216H49ZM85 217H87V216H85ZM84 217V218H85ZM106 217V216H105ZM135 217V216H134ZM155 217V216H154ZM184 217V216H183ZM39 218V217H38ZM41 218V217H40ZM45 218H46V216H45ZM53 218V217H52ZM25 219V220H24ZM49 219V218H48ZM51 219V218H50ZM57 219V218H56ZM77 219V223H78V220ZM51 220H53V219H51ZM151 220V219H150ZM33 221V222H32ZM49 221V220H48ZM88 221V220H87ZM145 221V220H144ZM29 222V223H28ZM43 222V221H42ZM42 222H40V224L42 223ZM81 222V220H80V223H82ZM85 222H86V220H85ZM82 223V225H84L85 226V224H87V222L86 223ZM89 222V221H88ZM126 222H127V219H126ZM32 223V224H31ZM39 223V222H38ZM38 223L37 224H35V226L36 225H38ZM51 223V222H50ZM49 223V224H50ZM62 223V222H61ZM60 223V224H61ZM89 223V224H90ZM31 224V225H30ZM53 224H54V222H53ZM65 224H66V222H65ZM69 224V223H68ZM28 225L29 226H31L30 228H28ZM55 225V224H54ZM57 225V224H56ZM55 225V226H56ZM74 225H76V223L74 224ZM88 225V224H87ZM41 226V225H40ZM43 226H44V223H43ZM63 226V225H62ZM61 226V227H62ZM65 226V225H64ZM63 226V227H64ZM66 226H67V224H66ZM84 226H83V229L85 230V228H84ZM144 226V225H143ZM147 226H148V223H147ZM233 226V225H232ZM45 227V226H44ZM56 227H58L59 228V226H56ZM60 227V228H61ZM72 227H76V226H73L72 225ZM82 228L81 227V224L79 225L78 224V226H77V230H78V228ZM149 227V226H148ZM228 227V226H227ZM35 228V227H34ZM38 227L36 226V229H37ZM66 228V227H65ZM69 228V229H70ZM79 228V230H83V229H80ZM235 228V227H234ZM240 228V227H239ZM239 228H235V229H231L232 231L230 232V234L228 235V237H226V239H227V244H226V246H228L227 247V249H228V255L225 257V258H223L222 259V261L221 260H217L216 258L215 259H212V260H210L207 264H264V241H260L261 240V238H258V237H260V235L259 236H257V235H252V234H249V232H246V231H244L243 229H239ZM39 230H40V227L38 228ZM62 229H64V228H62ZM73 229V231H74V229L75 228H71V230ZM76 229H75V231H76ZM59 230V229H58ZM79 230H78V237H79V233H81L80 235H83V236H81L80 238H79V240L80 239H86V238H88L87 237V233H86V231H80L79 232ZM52 231V230H51ZM61 231V230H60ZM63 231L64 230H62V234H63ZM74 231V232H75ZM172 231V233H175V230H171ZM227 231V230H226ZM26 232H28V233H26ZM58 232V231H57ZM57 232H56V235H58L57 234ZM65 232H67V233H69L68 232V230L67 231H65ZM65 232H64V234H65ZM86 234H85V233ZM177 232V231H176ZM50 233V232H49ZM59 233V232H58ZM66 233V234H67ZM72 233V232H71ZM76 233H77V231H76ZM137 233V232H136ZM140 233V232H139ZM139 233H137L138 235H137V238H138V236L140 235ZM171 233V232H170ZM29 234V235H28ZM33 234H32V236H33ZM38 234V233H37ZM51 234V233H50ZM60 234H61V232H60ZM151 234V233H150ZM163 234V233H162ZM53 235H55V234H53ZM75 235V234H74ZM153 235V234H152ZM172 235V234H171ZM175 236L177 235L176 233L174 234ZM2 236H3V238H2ZM36 236L37 235H35V238H36ZM48 236H49V234H48ZM77 236V235H76ZM141 236V235H140ZM140 236H139V239H140ZM143 236H145V235H143ZM174 236V237H175ZM23 237V238H22ZM60 237V236H59ZM71 237H72V235H71ZM73 237H75V236H73ZM72 237V238H73ZM83 237V238H82ZM35 238H33L32 240H34V241H40V240H38L37 238V240H35ZM50 238V237H49ZM70 238V237H69ZM172 238V239H171ZM176 238V237H175ZM52 239V241H53V238H50V240ZM61 239V238H60ZM66 239V238H65ZM78 239V238H77ZM141 239H143V238H141ZM146 239V238H145ZM170 241H175L174 239H173V235L170 237ZM48 240V239H47ZM69 240V239H68ZM144 240V239H143ZM165 240V239H164ZM0 241V242H1ZM42 241V240H41ZM62 241V240H61ZM75 241V240H74ZM148 241H149V239H148ZM177 241V240H176ZM32 243L31 245H33L34 244V246H35V244H38V243ZM60 242V241H59ZM58 242V243H59ZM82 244H88L87 242H89L88 241V239L85 241H83L82 240ZM64 243H66L67 244V242H65L64 241ZM154 243H157V242H155L154 241ZM160 243H164V242H160ZM226 243V242H225ZM7 244V245H6ZM8 244H9V247H10V249H9V247H8ZM57 244V243H56ZM80 244H81V241H80ZM81 244V245H82ZM221 244V243H220ZM218 245V247H220L221 245ZM5 245V246H4ZM59 245H62V243L61 244H59ZM59 245L54 249V251L57 249V250H59V252H60V254H59V252L58 253H56V251L54 252V254L56 255H54V254H52L53 256L52 257H54L55 256V260H57V259H59V260H57V262L58 263H56L55 262V260H54V262H55V264H80V263H85V262H87V260L88 259H86V260H84L85 262H81L82 260L81 259H85V256H84V258H83V255H81L82 256V258H81V256L79 255V253L77 254V256H75V254L77 253V252H79V251H74L73 250V248H72V250L71 249H68V247L66 248V249H68L69 250V252H68V250L67 251H65V249H64V247L62 246V248H63V250H61V246H60V248H59ZM64 246H65V244H63ZM68 245V244H67ZM72 245V244H71ZM76 245H77V243H76ZM138 245V244H137ZM155 245H157V244H155ZM162 245V244H161ZM161 245H159V246H161ZM165 245V244H164ZM224 245V244H223ZM256 245V250L254 249L253 250V246H255ZM7 246V247H6ZM43 246V245H42ZM54 246V245H53ZM179 246V245H178ZM37 247V246H36ZM55 247V246H54ZM69 247H70V245H69ZM76 247V246H75ZM80 247V246H79ZM84 247H86L85 245H84ZM88 247V246H87ZM94 247V246H93ZM162 247V246H161ZM164 247V246H163ZM168 247V246H167ZM171 247H173V245L171 246ZM171 247H168V249H170ZM166 248V247H165ZM222 248V247H221ZM30 249V248H29ZM88 249V248H87ZM86 249V250H87ZM90 249V248H89ZM167 249V248H166ZM167 249V250H168ZM171 249H173V248H171ZM40 250V249H39ZM48 250V249H47ZM71 250V251H70ZM85 250V249H84ZM159 250H160V248H159ZM222 250V249H221ZM52 251V250H51ZM81 251H83L82 249H81ZM137 251H139V250H137ZM173 251V253H174V251H176V250H172ZM73 252V253H72ZM84 252V251H83ZM82 252V254H84ZM115 252V251H114ZM133 252V251H132ZM140 252V251H139ZM166 252V251H165ZM170 252V251H169ZM169 252H168V255L166 256V257H168L169 256ZM51 253H53V252H51ZM75 253V254H74ZM143 253V252H142ZM176 254H172V255H176L177 256V254H178V252H175ZM5 254V255H4ZM57 254H59V255H57ZM163 254V253H162ZM171 254V253H170ZM80 257H79V256ZM86 255V254H85ZM126 255V254H125ZM138 255V254H137ZM144 255V254H143ZM146 255H147V253H146ZM172 255H170L168 258L170 259V258H172L171 256ZM1 256V255H0ZM1 256V257H2ZM128 256V255H127ZM138 256H140V254L138 255ZM157 256V255H156ZM164 256H165V254H164ZM176 256H173V258H174V260L178 257H176ZM211 256V255H210ZM0 257V258H1ZM57 257H59V258H57ZM91 257V256H90ZM89 257V258H90ZM111 257V256H110ZM113 257V256H112ZM133 257V256H132ZM131 256L129 257V259L130 258H132ZM141 257V256H140ZM143 257V256H142ZM148 257V256H147ZM146 257V259L149 261H147L146 259H144V262H145V260L148 262V263H150V261L153 259V257H151V258H147ZM159 257H161V256H159ZM166 257H164L165 259V261H166ZM214 257V256H213ZM3 258V257H2ZM23 258H24V256H23ZM81 258V259H80ZM88 258V257H87ZM122 258V257H121ZM133 258H136V256H134ZM132 258V259H133ZM145 258V257H144ZM156 258V257H155ZM162 258V257H161ZM190 258V257H189ZM211 258V257H210ZM25 259V258H24ZM41 259V258H40ZM45 259V258H44ZM47 259V258H46ZM45 259V261H48V260H46ZM108 259H110V258H108ZM113 259V258H112ZM120 259V258H119ZM143 259V258H142ZM158 259V258H157ZM37 260V259H36ZM52 260V258L50 257V261ZM93 260V259H92ZM117 260H118V258H117ZM138 260H141V258H139ZM138 260H135V261H138ZM168 260V259H167ZM177 260H178V262H177V264H180V261H181V259L179 258H177ZM200 260V259H199ZM44 261V262H45ZM78 261H80L79 263H78ZM91 261V260H90ZM121 261V260H120ZM154 263H156V259L155 260H152ZM161 261V260H160ZM164 261V262H165ZM170 262H168L169 264L171 263V260H169ZM173 261V260H172ZM189 261V260H188ZM187 261V262H188ZM236 261H237V263H236ZM22 262V263H21ZM29 262V261H28ZM89 262V261H88ZM111 262V261H110ZM142 262H143V260H142ZM174 262V261H173ZM175 262H176V260H175ZM191 262L192 261H189L188 263H190L191 264ZM9 263V264H10ZM48 263V262H47ZM46 263V264H47ZM52 263V261L50 262V264ZM92 262H89V263H87V264H91ZM93 263H94V261H93ZM96 263V262H95ZM122 263V262H121ZM140 263H141V261H140ZM139 262L137 263V264H140ZM152 263V262H151ZM154 263H152V264H154ZM157 263H159L158 261H157ZM182 263V262H181ZM187 263V264H188ZM193 263V262H192ZM49 264V263H48ZM110 264V263H109ZM118 264V263H117ZM171 264H173V263H171ZM175 264V263H174ZM185 264H186V262H185ZM194 264V263H193Z\"/></svg>",
  "mask_w": 264,
  "mask_h": 264
}]
</instances>
